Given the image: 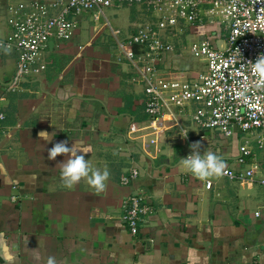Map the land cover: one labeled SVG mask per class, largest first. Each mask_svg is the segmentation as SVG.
I'll use <instances>...</instances> for the list:
<instances>
[{"label":"crops","instance_id":"1","mask_svg":"<svg viewBox=\"0 0 264 264\" xmlns=\"http://www.w3.org/2000/svg\"><path fill=\"white\" fill-rule=\"evenodd\" d=\"M30 1L0 0V38L11 32L9 5ZM126 2H134V14L125 31L113 28L104 12L96 19L94 12L73 11V37L51 38L34 64L37 71L14 91L8 85L18 53H0V111L6 115L0 131V264H47L49 257L57 264H264V149L257 133L226 136L202 129L193 123V103L165 108L155 118L145 110L148 65L165 78L204 72L206 63L189 47L200 40L225 46L223 19L207 14L203 4L197 21L179 19L181 38L170 40L175 50L147 65L127 59L119 42L143 24L154 26L162 14L150 0H114L112 6L123 9ZM216 21L221 32L212 30ZM58 142L91 149L78 154L92 171L109 172L102 191L88 178L65 187L60 169L69 155L48 159ZM196 142L201 154L216 153L225 168H253L255 174L247 180L209 177L207 188V179L193 177L181 164ZM243 145L252 153L241 161ZM133 169L136 180L121 184ZM130 194H140L151 207L136 235L123 219Z\"/></svg>","mask_w":264,"mask_h":264},{"label":"built area","instance_id":"2","mask_svg":"<svg viewBox=\"0 0 264 264\" xmlns=\"http://www.w3.org/2000/svg\"><path fill=\"white\" fill-rule=\"evenodd\" d=\"M153 10L159 11L161 20L154 26L143 24L127 41H120V49L132 62L159 61L175 50L164 29L177 35L179 19L195 22L200 7L208 4L206 13L223 19L226 45L216 47L208 40L190 45V53L206 63V70L191 78H165L157 75L152 65L145 70L146 113L160 117L165 108L198 105L192 119L202 129H214L226 136L235 131L257 133L258 147L264 149V85H257L249 61L255 62L264 54V0H150ZM114 0H34L29 3L9 5L7 22L11 32L0 38V53L13 49L18 53L17 66L8 89L18 88L22 78L37 71L34 64L40 59L51 38L69 40L78 24L71 17L73 11H90L98 19L103 9ZM118 31H114L117 33ZM143 45L144 52L137 54L131 46ZM137 54V55H136ZM6 115L0 111V131ZM241 161L251 155L248 146H241ZM255 174L253 168L234 171L225 168L221 174L229 179L247 180ZM138 176L133 169L120 178L129 185ZM264 184V180L260 181ZM213 182L205 181L210 188ZM123 219L130 232L136 235L139 227L151 213L140 194H130L125 199ZM258 213V212H257Z\"/></svg>","mask_w":264,"mask_h":264},{"label":"clouds","instance_id":"3","mask_svg":"<svg viewBox=\"0 0 264 264\" xmlns=\"http://www.w3.org/2000/svg\"><path fill=\"white\" fill-rule=\"evenodd\" d=\"M249 64L251 65V71L258 78L257 85H264V54L259 55L255 62L249 61ZM187 134L185 133L184 137H187ZM39 136L50 142L47 132H41ZM190 148L192 149V154L181 160V164L189 174L199 180H206L209 177L219 176L223 173L225 162L220 156L207 150L201 154L199 142L190 145ZM78 152L89 153L91 149L84 150L76 145L68 147L66 143L58 142L48 150V159L55 160L57 156L69 155V159L66 162H62L60 169V179L65 187L72 188L82 178H88V183L91 187L97 192L102 191L105 188V182L109 178V172L107 169L103 172L99 170L92 171L85 156L78 154ZM47 264H57V261L53 257H49Z\"/></svg>","mask_w":264,"mask_h":264},{"label":"rangeland","instance_id":"4","mask_svg":"<svg viewBox=\"0 0 264 264\" xmlns=\"http://www.w3.org/2000/svg\"><path fill=\"white\" fill-rule=\"evenodd\" d=\"M133 6H134V2H126V4L123 6V9H119L116 6H111V7L104 8L103 12L105 13V16L107 17L108 21L110 22V24L113 28L117 27V28H120L123 31H125L126 27L123 24H125L128 21V18L134 14V13L131 14V12H130V10L132 9ZM81 13H88V12L82 11ZM215 19H217V18H215ZM104 20L105 19L103 17H101L98 20V23L104 22ZM217 22L218 21H216V23L212 25V30H217L218 32H221V27ZM110 32H111V30L107 27L106 33H109V35H110V34H112ZM178 36H180L179 33H178V35H175L172 37L169 36V39L172 41L173 40L175 41V39L178 38ZM109 38L113 42V38H114L113 35H110Z\"/></svg>","mask_w":264,"mask_h":264},{"label":"trees","instance_id":"5","mask_svg":"<svg viewBox=\"0 0 264 264\" xmlns=\"http://www.w3.org/2000/svg\"><path fill=\"white\" fill-rule=\"evenodd\" d=\"M180 21V20H179ZM178 24H179V22H178ZM162 34L163 35H169L170 36V34H171V30L170 29H164L163 31H162ZM178 35V34H177ZM178 38H181L180 36H178ZM144 47H143V45H139V44H137L136 46H134L133 47V50L135 51V53H137V54H140V53H143L144 52Z\"/></svg>","mask_w":264,"mask_h":264}]
</instances>
